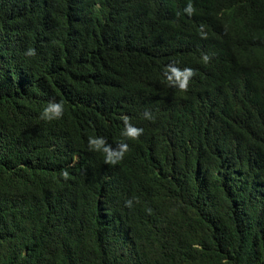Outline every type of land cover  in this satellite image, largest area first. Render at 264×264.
<instances>
[{
  "label": "trees",
  "instance_id": "trees-1",
  "mask_svg": "<svg viewBox=\"0 0 264 264\" xmlns=\"http://www.w3.org/2000/svg\"><path fill=\"white\" fill-rule=\"evenodd\" d=\"M0 264H264V0H0Z\"/></svg>",
  "mask_w": 264,
  "mask_h": 264
},
{
  "label": "clouds",
  "instance_id": "clouds-1",
  "mask_svg": "<svg viewBox=\"0 0 264 264\" xmlns=\"http://www.w3.org/2000/svg\"><path fill=\"white\" fill-rule=\"evenodd\" d=\"M191 6L189 5V7L187 9H185V11L191 13ZM28 56H32L34 55V50L29 48L28 51L25 53ZM205 59H207V57H205ZM189 75H191V73L189 72ZM62 114V105L61 104H49L47 107H45L43 109V111L40 113V118L43 120H51L54 118H59L60 115ZM147 117V114H145ZM141 130H132L130 135H132L133 137L138 135L139 132Z\"/></svg>",
  "mask_w": 264,
  "mask_h": 264
}]
</instances>
